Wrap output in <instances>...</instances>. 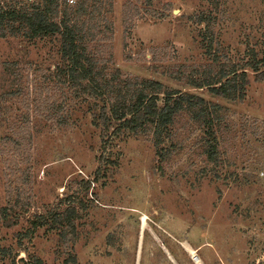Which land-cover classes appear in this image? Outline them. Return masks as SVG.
<instances>
[{"label":"rangeland","instance_id":"obj_1","mask_svg":"<svg viewBox=\"0 0 264 264\" xmlns=\"http://www.w3.org/2000/svg\"><path fill=\"white\" fill-rule=\"evenodd\" d=\"M99 1L90 50L123 76L216 103L217 160L186 110L165 157L151 133L103 134L92 98L52 77L58 34L0 35V264H264V0ZM222 64L245 71L243 98L189 82ZM67 205L79 213L67 238L33 226Z\"/></svg>","mask_w":264,"mask_h":264},{"label":"trees","instance_id":"obj_2","mask_svg":"<svg viewBox=\"0 0 264 264\" xmlns=\"http://www.w3.org/2000/svg\"><path fill=\"white\" fill-rule=\"evenodd\" d=\"M39 0L21 5L0 6V35L22 33L28 37L58 34L59 52L62 63L56 65L52 77L59 84H69L76 96L87 94L88 109L93 122L105 134L125 130L127 132L151 133L154 145L161 157L169 150L162 143L171 138V125L182 110L189 112L191 118L204 127L208 137L204 138V151L211 161L217 160L216 140L212 132L214 118L218 117L216 103L207 101L203 96L181 92L166 86L153 78L138 75L123 76L116 67L109 69L94 49L90 50L88 41L96 34V25L91 22L92 14L100 13L102 3L95 0L93 8L90 0ZM99 4V5H98ZM112 6V2L108 3ZM61 11V17L56 20ZM82 15L89 16L88 18ZM198 22L209 27L210 15L202 14ZM212 30H203V38L208 40V48L213 40ZM216 58V56H215ZM217 69H204L199 77H190L194 86H208L217 95L236 99L245 95V71L237 72L234 64L218 65ZM61 86V85H60ZM63 87V86H62ZM163 94V101L159 99ZM85 97V98H87ZM60 108L56 105L54 108ZM213 114V115H211ZM7 208H2L6 210ZM79 216L74 205H67L63 211H53L48 215H38L33 226L47 224L54 229L62 227L60 234L66 237L74 232V218ZM68 226L70 229H67ZM70 230V231H69ZM33 264H42L36 259Z\"/></svg>","mask_w":264,"mask_h":264},{"label":"bare ground","instance_id":"obj_3","mask_svg":"<svg viewBox=\"0 0 264 264\" xmlns=\"http://www.w3.org/2000/svg\"><path fill=\"white\" fill-rule=\"evenodd\" d=\"M195 259H197L196 257H194Z\"/></svg>","mask_w":264,"mask_h":264}]
</instances>
